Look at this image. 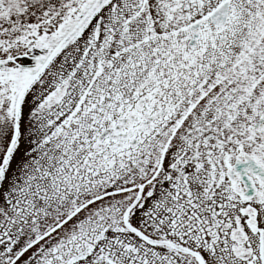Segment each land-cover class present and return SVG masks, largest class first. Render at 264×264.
Instances as JSON below:
<instances>
[{"label":"snow or ice","instance_id":"snow-or-ice-1","mask_svg":"<svg viewBox=\"0 0 264 264\" xmlns=\"http://www.w3.org/2000/svg\"><path fill=\"white\" fill-rule=\"evenodd\" d=\"M0 264H264V0H0Z\"/></svg>","mask_w":264,"mask_h":264}]
</instances>
